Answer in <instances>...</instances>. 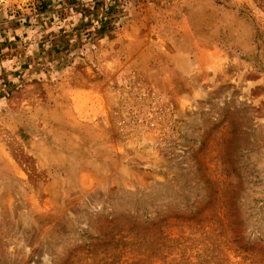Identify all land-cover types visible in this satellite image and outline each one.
I'll return each mask as SVG.
<instances>
[{"label":"rangeland","instance_id":"1","mask_svg":"<svg viewBox=\"0 0 264 264\" xmlns=\"http://www.w3.org/2000/svg\"><path fill=\"white\" fill-rule=\"evenodd\" d=\"M0 264H264V0H0Z\"/></svg>","mask_w":264,"mask_h":264}]
</instances>
